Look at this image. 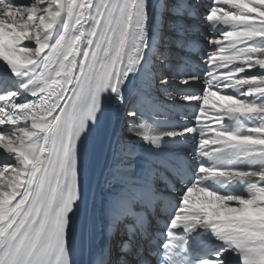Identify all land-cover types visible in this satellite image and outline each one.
<instances>
[{
    "label": "snow or ice",
    "instance_id": "1",
    "mask_svg": "<svg viewBox=\"0 0 264 264\" xmlns=\"http://www.w3.org/2000/svg\"><path fill=\"white\" fill-rule=\"evenodd\" d=\"M0 264H264V0H0Z\"/></svg>",
    "mask_w": 264,
    "mask_h": 264
},
{
    "label": "bare ground",
    "instance_id": "2",
    "mask_svg": "<svg viewBox=\"0 0 264 264\" xmlns=\"http://www.w3.org/2000/svg\"><path fill=\"white\" fill-rule=\"evenodd\" d=\"M163 0H154L156 5H161ZM169 3H175L176 0H168ZM210 0H197V3L200 6L201 12L206 11L207 6ZM225 8L229 7L227 5L224 6ZM211 23V22H209ZM218 27H225L223 25H218ZM207 25L200 19L193 23L192 32L193 35L191 39L194 40H201V33L207 31ZM227 43V42H226ZM163 50V49H162ZM198 62V60H197ZM169 61L167 59L161 58L155 61V65L158 70L164 74L165 76L169 77V83L167 85L166 90H161L159 87L154 88L151 90L150 98L153 99L155 102L162 105L165 111L161 114L156 116V119L161 127H166L169 124L172 125H179L184 126L185 124L192 123V116L191 114V107L189 106L190 103L194 104L193 102H186L182 99L181 94L185 92V86L180 82L178 79V74L170 73L168 70ZM201 71L203 65H200ZM194 88L188 89V91H200L199 85L193 86ZM229 91H231L229 89ZM113 125L115 126V120L113 121ZM118 130L123 128V115L121 114V120L119 125L117 126ZM192 144H188L184 146L180 150V155L191 157L192 153ZM163 221L160 223V227H163ZM211 232V231H210Z\"/></svg>",
    "mask_w": 264,
    "mask_h": 264
}]
</instances>
